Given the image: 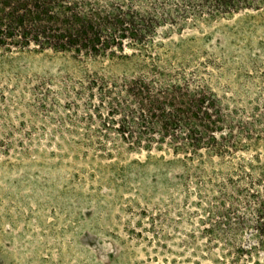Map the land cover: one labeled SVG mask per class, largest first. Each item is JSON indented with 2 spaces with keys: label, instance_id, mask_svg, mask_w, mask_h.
I'll list each match as a JSON object with an SVG mask.
<instances>
[{
  "label": "rangeland",
  "instance_id": "374dc122",
  "mask_svg": "<svg viewBox=\"0 0 264 264\" xmlns=\"http://www.w3.org/2000/svg\"><path fill=\"white\" fill-rule=\"evenodd\" d=\"M152 66L207 86L223 130L241 121L264 143V6L166 23L114 54L0 50V264H264V235L239 223L247 198L223 188L218 157L98 138L87 80Z\"/></svg>",
  "mask_w": 264,
  "mask_h": 264
},
{
  "label": "trees",
  "instance_id": "16d2710c",
  "mask_svg": "<svg viewBox=\"0 0 264 264\" xmlns=\"http://www.w3.org/2000/svg\"><path fill=\"white\" fill-rule=\"evenodd\" d=\"M263 6L264 0H0V50L33 45L94 57L114 54L125 46L144 48L166 23L212 21ZM84 89L86 109L95 100L98 138L110 139L113 147H166L186 157L203 152L227 164L223 188L247 198L239 223L250 216L255 232L264 235V143L241 121L223 130L219 101L207 86L166 78L152 66L119 81L91 77ZM247 150H253L249 158L241 153Z\"/></svg>",
  "mask_w": 264,
  "mask_h": 264
}]
</instances>
